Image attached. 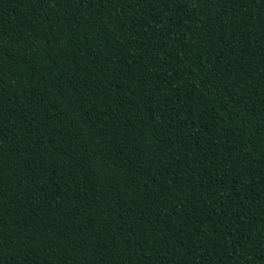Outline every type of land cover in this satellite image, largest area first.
<instances>
[{"label":"trees","instance_id":"obj_1","mask_svg":"<svg viewBox=\"0 0 264 264\" xmlns=\"http://www.w3.org/2000/svg\"><path fill=\"white\" fill-rule=\"evenodd\" d=\"M0 264H264V0H0Z\"/></svg>","mask_w":264,"mask_h":264}]
</instances>
